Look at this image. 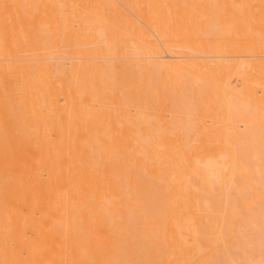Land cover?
I'll return each instance as SVG.
<instances>
[{"label": "bare ground", "instance_id": "bare-ground-1", "mask_svg": "<svg viewBox=\"0 0 264 264\" xmlns=\"http://www.w3.org/2000/svg\"><path fill=\"white\" fill-rule=\"evenodd\" d=\"M0 264H264V0H0Z\"/></svg>", "mask_w": 264, "mask_h": 264}]
</instances>
